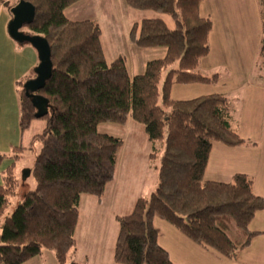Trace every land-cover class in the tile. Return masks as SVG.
Instances as JSON below:
<instances>
[{
    "label": "trees",
    "instance_id": "16d2710c",
    "mask_svg": "<svg viewBox=\"0 0 264 264\" xmlns=\"http://www.w3.org/2000/svg\"><path fill=\"white\" fill-rule=\"evenodd\" d=\"M20 1L34 9L24 34L40 36L49 45L51 76L36 93L48 102L49 113L41 118L46 121L44 130L33 138L41 143L30 171L35 187L24 194L0 231V264H24L46 250L57 264L68 261L76 247L80 198L101 200L123 146L120 138L100 134L97 128L124 126L128 120L143 126L153 152L157 145L162 151L155 191L136 200L130 214L116 218L114 263L171 264L158 244L156 218L225 259L246 249L259 234L249 226L264 210V199L254 194L253 181L246 175L236 174L227 184L204 179L212 144H248L231 128L230 101L221 94L186 101L170 96L175 85L218 81L217 75L205 77L198 71L209 54L213 28L212 21L200 15L205 0H122L132 10L161 13L174 23L169 28L163 20L151 19L131 27L132 46L165 49L163 58L147 62L145 71L133 77L122 57L106 64L96 22H72L64 16L82 0ZM261 7L264 59V0ZM33 78L18 83L21 132L36 120L23 90ZM6 157L0 154V163ZM9 158L11 165L0 184V219L18 187L14 162L19 157Z\"/></svg>",
    "mask_w": 264,
    "mask_h": 264
},
{
    "label": "crops",
    "instance_id": "0c3cea01",
    "mask_svg": "<svg viewBox=\"0 0 264 264\" xmlns=\"http://www.w3.org/2000/svg\"><path fill=\"white\" fill-rule=\"evenodd\" d=\"M93 2L95 1H79L67 8L64 16L72 22L94 21L102 35L97 12L95 7L90 5ZM1 10L0 8V75L2 81L7 80L8 88L5 90V86H1L0 79V93L5 91V94L1 93L0 101H8H2L0 104V154L8 157L0 163V184L4 172L11 165L9 157L14 153L19 157L14 164L16 175L15 165L24 158L34 137L26 139L25 134L29 128L24 132L19 128L18 83L26 77L33 78L39 63L37 53L30 45L18 44L10 39L7 25L11 17ZM200 15L209 18L213 28L209 36V54L200 62L198 71L203 76L205 73L217 75L218 81L213 85H175L171 88L170 96L175 101H186L205 95L221 94L228 98L230 103L239 102L233 110L231 109L230 125L248 144L239 147L212 144L204 179L227 184L234 175L243 174L252 179L254 194L264 199V59L261 60L260 57L263 34L261 0H205L200 6ZM134 24L136 22L126 26L127 42L129 31ZM100 44L106 64L122 57L130 77L142 74L147 62L152 61H143L140 64L139 59L134 56H139L140 52L148 49L138 48L136 50L139 51H130L129 56H112L107 63L101 36ZM156 54L153 60L165 56V52ZM7 102L9 108L2 106ZM146 144L145 153L135 144L130 145L129 152H123V142L114 178L106 186L101 200L98 201L92 196H81L74 233L76 247L65 264H115L113 253L118 235L116 218L130 214L136 200L148 198L153 193L154 186L145 191L137 188L139 184L142 186L145 180V176L141 178V174L145 175L153 166L158 177L160 163L155 165L156 155L152 156L150 152L152 145L149 142ZM161 149L160 146L157 150L159 156ZM154 226L158 230V244L168 254L171 264H264V210L255 215L249 226L252 232L259 234L232 260L194 244L160 219H154ZM24 264H57V261L55 256L45 258L41 253Z\"/></svg>",
    "mask_w": 264,
    "mask_h": 264
},
{
    "label": "rangeland",
    "instance_id": "374dc122",
    "mask_svg": "<svg viewBox=\"0 0 264 264\" xmlns=\"http://www.w3.org/2000/svg\"><path fill=\"white\" fill-rule=\"evenodd\" d=\"M95 2L91 3V7H95V10L98 15V20L101 24V43L103 45V50L105 53V58L107 60V63L110 62L112 56L117 55H125L129 56L131 54L130 51H139L136 50L138 48H134L131 46L129 42H127L125 29L126 26H128L132 22L139 23L142 20H151V19H161L163 20L169 28L174 27L173 21L167 17L166 15H163L161 13L157 12H151V11H135L129 8L122 0H94ZM17 0H0V8L2 9V12H5L8 16H11L10 10L16 6ZM92 11V8H91ZM21 32L25 33L27 32V29L24 28L21 30ZM125 34V35H124ZM134 49V50H133ZM143 50V49H142ZM163 53L165 52V49L159 48L156 50L148 49L145 52H140L139 56H134L139 59V63L141 64L143 61L153 60V58H156L157 54L159 52ZM136 59V58H135ZM263 60V59H261ZM264 61V60H263ZM139 65V64H138ZM165 76V73L163 74L162 78ZM205 76H212V73H205ZM1 79V86H5V90H7V80L4 79L2 81V76L0 75ZM3 83H6L5 85ZM4 89V87H3ZM1 93L5 94V91H1ZM0 93V95H1ZM2 101H8V100H2ZM0 101V104L1 102ZM239 102H232L230 103V109L233 110V107H235ZM2 106H8V102L3 104ZM231 111V110H230ZM46 126V121L43 119H37L35 120L32 125L29 127L25 134V138L28 139L31 136L40 135L42 133V130ZM97 131L100 134H105L112 137H118L123 139V142L125 144V149H123V152L127 150L130 151L129 147L131 144L138 145L141 152L145 153L146 150V143H148L146 136L144 134L143 126L140 124H137L133 122L132 120H128L127 123L124 126H118L114 124H100L97 128ZM33 137V138H34ZM32 141L30 142V145L28 146V151L25 152L24 158L17 162L15 165V178L18 182V187L16 190V194L14 197L10 199L9 205L4 213V216L0 219V231L3 225L4 220L10 216L13 211L16 209V207L21 204L23 196L26 192L32 191L35 187V183L33 178L29 175L28 177H24L23 173L26 170L32 169L33 161L36 155L38 154V151L41 148V143L38 141ZM25 139V140H26ZM157 150L159 147L157 146ZM156 155L155 165H157L159 162V158H161L160 153L158 151L153 152ZM14 155H17L14 153ZM15 164V162H14ZM152 166V164H151ZM145 171V169H143ZM153 166L149 168V170L146 171V174H141V178L145 176V180L143 181V185L140 184L137 186L138 189L141 191L148 190L149 188H153V192L156 189L157 186V174L154 173ZM155 176V177H154ZM156 181V182H155ZM155 182V185H154ZM45 258L53 257L54 254L48 250L42 252Z\"/></svg>",
    "mask_w": 264,
    "mask_h": 264
},
{
    "label": "water",
    "instance_id": "95a60500",
    "mask_svg": "<svg viewBox=\"0 0 264 264\" xmlns=\"http://www.w3.org/2000/svg\"><path fill=\"white\" fill-rule=\"evenodd\" d=\"M10 14L12 18L7 25V34L10 39L18 44L30 45L37 53L39 63L34 70L35 77L23 84V90L36 110L35 119H41L49 113L48 102L36 93L43 89L46 81L51 76L52 64L49 45L40 36H30L21 32L26 25L31 23L34 17V9L29 3L20 1L10 10ZM29 175L30 170L23 173L24 177Z\"/></svg>",
    "mask_w": 264,
    "mask_h": 264
}]
</instances>
